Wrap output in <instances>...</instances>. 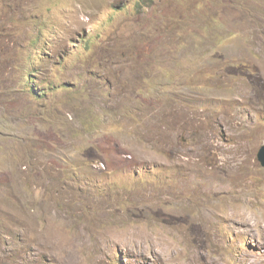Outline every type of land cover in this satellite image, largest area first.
Listing matches in <instances>:
<instances>
[{
  "label": "rangeland",
  "instance_id": "374dc122",
  "mask_svg": "<svg viewBox=\"0 0 264 264\" xmlns=\"http://www.w3.org/2000/svg\"><path fill=\"white\" fill-rule=\"evenodd\" d=\"M263 146L264 0H0V264H264Z\"/></svg>",
  "mask_w": 264,
  "mask_h": 264
},
{
  "label": "water",
  "instance_id": "95a60500",
  "mask_svg": "<svg viewBox=\"0 0 264 264\" xmlns=\"http://www.w3.org/2000/svg\"><path fill=\"white\" fill-rule=\"evenodd\" d=\"M258 161L264 165V146L258 153Z\"/></svg>",
  "mask_w": 264,
  "mask_h": 264
},
{
  "label": "trees",
  "instance_id": "16d2710c",
  "mask_svg": "<svg viewBox=\"0 0 264 264\" xmlns=\"http://www.w3.org/2000/svg\"><path fill=\"white\" fill-rule=\"evenodd\" d=\"M33 92H35L36 95H39L38 92L36 90H33Z\"/></svg>",
  "mask_w": 264,
  "mask_h": 264
}]
</instances>
